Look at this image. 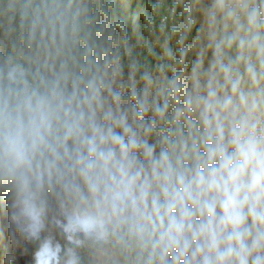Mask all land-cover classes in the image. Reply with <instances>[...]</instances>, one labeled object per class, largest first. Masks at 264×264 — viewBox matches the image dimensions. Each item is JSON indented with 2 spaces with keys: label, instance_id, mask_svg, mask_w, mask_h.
I'll return each instance as SVG.
<instances>
[{
  "label": "clouds",
  "instance_id": "obj_1",
  "mask_svg": "<svg viewBox=\"0 0 264 264\" xmlns=\"http://www.w3.org/2000/svg\"><path fill=\"white\" fill-rule=\"evenodd\" d=\"M6 11L0 189L33 264H264V0H175L154 68L93 0Z\"/></svg>",
  "mask_w": 264,
  "mask_h": 264
},
{
  "label": "rangeland",
  "instance_id": "obj_2",
  "mask_svg": "<svg viewBox=\"0 0 264 264\" xmlns=\"http://www.w3.org/2000/svg\"><path fill=\"white\" fill-rule=\"evenodd\" d=\"M8 2L9 0H0V56L7 55L14 46L21 45L27 36V30L21 26L19 15L6 11ZM158 2L159 0H93L94 11L100 17V24L103 25L107 18L109 26L115 28L118 36L123 30L129 44L134 48L136 58L151 68L155 67L156 60L149 55L146 45L153 46L156 53L160 52L159 46L156 45L157 39L162 40L159 26L162 19L170 15L175 0H165V6L157 14L155 5ZM176 17L182 19L181 9H177ZM150 21L153 22L151 25ZM166 23L170 30L173 24L171 18ZM194 37L195 33L189 43ZM171 46L178 53L175 39ZM191 59H194V56L190 57ZM10 202V193L0 189V264H33L37 244L24 239L11 223ZM57 239H61L59 235Z\"/></svg>",
  "mask_w": 264,
  "mask_h": 264
}]
</instances>
